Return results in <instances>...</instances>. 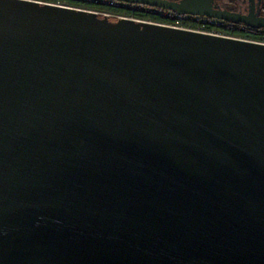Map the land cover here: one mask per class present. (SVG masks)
<instances>
[{
	"label": "water",
	"instance_id": "95a60500",
	"mask_svg": "<svg viewBox=\"0 0 264 264\" xmlns=\"http://www.w3.org/2000/svg\"><path fill=\"white\" fill-rule=\"evenodd\" d=\"M0 264H264V44L0 0Z\"/></svg>",
	"mask_w": 264,
	"mask_h": 264
},
{
	"label": "flooded vegetation",
	"instance_id": "af4514ba",
	"mask_svg": "<svg viewBox=\"0 0 264 264\" xmlns=\"http://www.w3.org/2000/svg\"><path fill=\"white\" fill-rule=\"evenodd\" d=\"M61 1L63 2V6L59 7L92 14L99 19H106L110 22L120 19L133 20L130 17H135L138 19L137 22L165 26L163 23H169L175 19H179L185 25L215 29L232 36L230 38L237 37L235 39L264 44V0H147L148 2L138 0ZM172 6L204 10L214 13V17L187 13L180 14L177 12V8H172ZM222 16L230 17V19L222 18ZM52 114L44 125L46 133L41 136L38 135V139L34 140L35 145L40 148L42 146L39 139L43 140L45 136L47 137L50 127L55 126L54 122H58L56 119L59 113ZM59 125H62V123H59ZM34 160H37L34 154L23 153L16 164L4 176L5 180L3 179V181L5 185L15 186V180L19 179L26 172V166Z\"/></svg>",
	"mask_w": 264,
	"mask_h": 264
},
{
	"label": "built area",
	"instance_id": "2783aa9c",
	"mask_svg": "<svg viewBox=\"0 0 264 264\" xmlns=\"http://www.w3.org/2000/svg\"><path fill=\"white\" fill-rule=\"evenodd\" d=\"M36 1L44 2L47 4H54L57 6H63V2L61 0H56V1L36 0ZM130 18L138 21V19L135 17H130ZM163 25L168 26V27L178 28V29L196 31L199 33H204V34H209V35H215V36H221V37H232L230 35H227L223 31H217L215 29L204 28L202 26L192 27L190 25H185L179 19H175L174 21H171L169 23H163ZM233 38H237V37H233Z\"/></svg>",
	"mask_w": 264,
	"mask_h": 264
}]
</instances>
